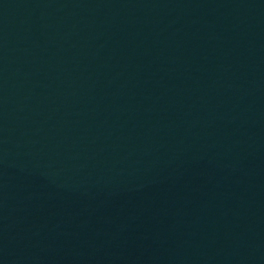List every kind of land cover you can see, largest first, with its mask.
Listing matches in <instances>:
<instances>
[{"label": "water", "instance_id": "95a60500", "mask_svg": "<svg viewBox=\"0 0 264 264\" xmlns=\"http://www.w3.org/2000/svg\"><path fill=\"white\" fill-rule=\"evenodd\" d=\"M0 264H264V0H0Z\"/></svg>", "mask_w": 264, "mask_h": 264}]
</instances>
